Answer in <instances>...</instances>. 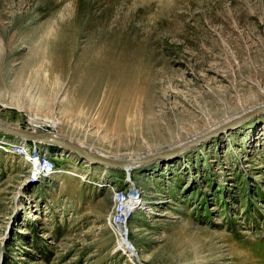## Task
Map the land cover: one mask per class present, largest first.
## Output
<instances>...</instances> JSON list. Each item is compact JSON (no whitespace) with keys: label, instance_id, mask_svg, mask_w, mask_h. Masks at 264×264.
<instances>
[{"label":"rangeland","instance_id":"rangeland-1","mask_svg":"<svg viewBox=\"0 0 264 264\" xmlns=\"http://www.w3.org/2000/svg\"><path fill=\"white\" fill-rule=\"evenodd\" d=\"M263 106L264 0H0L5 125L138 158ZM11 139L0 264H264V112L128 172L45 144L59 171L32 174ZM130 186L127 240L113 189Z\"/></svg>","mask_w":264,"mask_h":264},{"label":"built area","instance_id":"built-area-1","mask_svg":"<svg viewBox=\"0 0 264 264\" xmlns=\"http://www.w3.org/2000/svg\"><path fill=\"white\" fill-rule=\"evenodd\" d=\"M27 129H33L35 131H38L36 128H32V127H27ZM2 136L6 137L5 134H2ZM2 136L1 138H3ZM7 138H11V137H6V139ZM10 142L11 141L9 140L5 142L0 141V147L2 148L4 147L2 145H5V144L7 145ZM1 143H5V144H1ZM39 145L45 146L44 147L45 151H41ZM13 146H14L13 149L11 148L13 152H17L20 155H25L24 159H26V161H28V163L31 165L30 169L32 171L31 172L32 174H39L43 176L45 174L49 175V174L59 171L58 169L60 165L58 163L57 157L52 155V152L48 149L46 145L40 144V142L20 139L19 145H13ZM113 190H114V207H113V213H112L113 229L118 238L119 236L122 237L121 235L122 232L125 233V238H127L128 228L126 226V220L128 219V217L130 216L133 210V208L129 209V204L130 202L136 201L134 203V206L136 207V205L143 198V194H142L141 189L135 186L133 188H131L130 186L125 190L124 189L119 190L118 188H115Z\"/></svg>","mask_w":264,"mask_h":264},{"label":"water","instance_id":"water-1","mask_svg":"<svg viewBox=\"0 0 264 264\" xmlns=\"http://www.w3.org/2000/svg\"><path fill=\"white\" fill-rule=\"evenodd\" d=\"M264 107H260L258 110H255V112H252L251 114H256L259 111H263ZM249 115H244L243 117L239 118L237 122L244 120ZM236 124V123H234ZM233 123L224 125L223 127H220L217 132H220V130L230 128L234 125ZM0 131L1 133L7 135H15L21 137L23 140H31L35 142H40V144H48L49 146H55L58 147L59 150L67 152V153H73L77 155L80 160L87 161L88 163L92 165H100V166H106L107 168H124V166H136L137 164L150 161L152 159H155L157 157H164L173 155L175 153H178L183 147H179L178 149L171 150V151H165L162 153H159L158 155H154L152 157H143V158H110L104 154L88 151L85 148H83L81 145H78L76 143H73L69 140L63 139L58 137L57 135L49 134V133H40V131H35L33 129H22L21 127H14L10 126L8 124L4 125L0 122ZM215 135V132L213 131L210 133V136H205L207 139L208 137H211ZM202 141L201 138L192 140V144H197L198 142ZM187 146V145H186Z\"/></svg>","mask_w":264,"mask_h":264},{"label":"bare ground","instance_id":"bare-ground-1","mask_svg":"<svg viewBox=\"0 0 264 264\" xmlns=\"http://www.w3.org/2000/svg\"><path fill=\"white\" fill-rule=\"evenodd\" d=\"M85 80V79H84ZM84 91V90H83ZM121 98V97H120ZM122 99V98H121ZM264 107V106H263ZM121 108V107H120ZM263 109V111H259L258 113H260V112H264V108H262ZM125 111V108L124 109H122L121 111H119L120 113H123ZM250 116H252V114L250 115ZM120 117H123V115L122 116H120ZM249 117V116H248ZM247 117V118H248ZM234 118V117H233ZM237 119H238V117H236ZM235 118V119H236ZM230 119V120H229ZM227 121H225V123H221V124H218V125H216L214 128V130H212V131H214L215 132V135L217 134V133H219V132H217V131H215V130H217L218 129V127L220 128V126H222V125H225L227 122H229L230 123V121L232 120L231 118H229ZM236 119V121L235 122H232L233 124L234 123H236V124H234L233 126H235V125H237L238 123H240V122H242L243 120H241V121H239V122H237L238 120ZM1 122V121H0ZM2 123V122H1ZM48 123L50 124V125H52V126H56V121H48ZM3 124V123H2ZM5 125V124H4ZM233 126H231L230 128H232ZM217 127V128H216ZM230 128H227V129H223V130H228V129H230ZM213 129V128H212ZM223 130H220V132H222ZM210 131V130H209ZM1 132V131H0ZM3 134V133H2ZM208 136H210V135H208ZM5 137V136H4ZM6 137H11V138H17V139H21V137H19V136H15V135H9L8 134V136L6 135ZM195 137H197V139L200 137L201 139H202V141H200V142H198L197 144H199V143H203V142H205V141H207L209 138H211V137H208L207 139H205L206 137H202V136H195ZM11 138H8V140H10ZM194 139H196V138H194ZM12 140V139H11ZM21 140H23V139H21ZM7 143V142H6ZM197 144H192V142H190L189 144H187V146L185 145V147H183L178 153H180V152H182V151H184L187 147H189V146H195V145H197ZM6 145V144H5ZM5 145H4V147H5ZM179 146L180 145H182V142L181 143H179L178 144ZM6 147H7V145H6ZM9 147V146H8ZM178 149V148H177ZM70 153V152H69ZM156 155H158V154H156ZM154 156V155H153ZM150 157H152V156H150ZM138 158H143V157H138ZM157 159H159V158H157ZM150 161H154V159H152V160H150ZM85 162H87V161H85ZM88 163V162H87ZM141 164H143V163H141ZM140 164H137L136 166H129V165H126V166H124V168H122L123 170H125V171H129V169L130 168H136V167H138ZM104 167V166H103ZM106 167V166H105ZM136 202V201H135ZM135 202H130V204H129V209L130 208H133V210L132 211H136V210H138L141 206H142V202H143V200L141 199L140 200V202L136 205V207L134 206V203ZM121 235H124V232H122L121 233ZM125 245V244H124Z\"/></svg>","mask_w":264,"mask_h":264}]
</instances>
